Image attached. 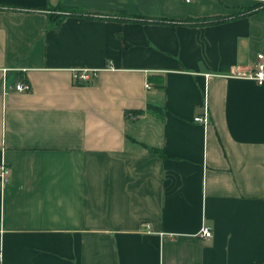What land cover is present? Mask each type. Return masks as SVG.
Here are the masks:
<instances>
[{
    "label": "crops",
    "instance_id": "crops-1",
    "mask_svg": "<svg viewBox=\"0 0 264 264\" xmlns=\"http://www.w3.org/2000/svg\"><path fill=\"white\" fill-rule=\"evenodd\" d=\"M259 2L0 0V264L264 261Z\"/></svg>",
    "mask_w": 264,
    "mask_h": 264
},
{
    "label": "built area",
    "instance_id": "built-area-1",
    "mask_svg": "<svg viewBox=\"0 0 264 264\" xmlns=\"http://www.w3.org/2000/svg\"><path fill=\"white\" fill-rule=\"evenodd\" d=\"M190 1V0H187ZM88 71L87 70H82L80 72H77L74 74V77L77 80L80 81H85L88 79ZM231 76L234 77H240V78H249L255 80L257 83L260 85L264 86V54L260 53L257 56L255 68L251 70H240V69H234L233 72L231 73ZM146 88H149V83H147ZM30 88L29 84L25 81H18L15 84V89L17 91H27ZM194 121H199L202 122L203 124H207L208 121V114L206 107H204V113L203 115H197L194 117ZM9 176V168L8 166L4 163H0V180L1 182H6L8 180ZM200 236L202 237H209L211 235V230L207 226H203L200 229Z\"/></svg>",
    "mask_w": 264,
    "mask_h": 264
},
{
    "label": "trees",
    "instance_id": "trees-1",
    "mask_svg": "<svg viewBox=\"0 0 264 264\" xmlns=\"http://www.w3.org/2000/svg\"><path fill=\"white\" fill-rule=\"evenodd\" d=\"M262 9H264V3L263 2H259L256 5H253V6H250V7H245L241 11H238L237 13L232 14L230 17H238V16H243V15H249V14L255 13V12H257L259 10H262ZM62 11L65 14L68 13V14H71V15H82L83 14L82 11L77 10L75 8H70V7L63 8ZM228 17L217 16V17H209V18H205V19H201V20H199V19H187L186 22H188V24L193 23V22H195L196 24L218 23V22L224 21ZM50 18L53 19L56 22H58V20H59V17H54V15H50ZM154 22H160V23L161 22H166L167 23V22H171V20L159 19V20H156ZM158 82H156L154 84V87L155 88H162L163 87L162 80H159ZM148 111L154 113L160 119L163 118V110L160 107H156V106H152V105H148V106H146L145 109L139 110L137 112L138 113H143V112H148ZM261 264H264V261Z\"/></svg>",
    "mask_w": 264,
    "mask_h": 264
}]
</instances>
